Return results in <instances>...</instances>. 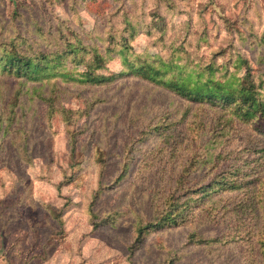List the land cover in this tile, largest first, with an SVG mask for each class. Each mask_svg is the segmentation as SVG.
<instances>
[{
  "label": "rangeland",
  "instance_id": "rangeland-1",
  "mask_svg": "<svg viewBox=\"0 0 264 264\" xmlns=\"http://www.w3.org/2000/svg\"><path fill=\"white\" fill-rule=\"evenodd\" d=\"M15 10L21 17L13 21ZM154 15L166 18L164 35ZM128 18L141 20L130 42L136 53L167 56L176 41L194 66L228 63L229 77L241 81L244 71L232 67L240 53L256 79L264 74V0H0L4 35L35 34L41 42L39 27L50 40L73 30L103 47L108 34L124 32ZM107 67L123 69L119 58ZM56 85L58 106L86 112L75 125L74 148L64 121H50L38 95L49 96L51 83L0 76V264H263L258 249L244 241L188 243L192 233L206 239L228 234L236 221L225 219L206 225L194 218L150 234L130 252L137 225L153 215L151 202L166 195L186 168L197 139L195 124L214 112L131 76L104 86L60 80ZM88 101L95 102L91 110ZM165 114L175 126L165 135L149 134ZM230 135L240 144L239 133ZM245 137L253 139L250 132ZM206 172L186 179L201 181ZM110 215L115 223L101 225Z\"/></svg>",
  "mask_w": 264,
  "mask_h": 264
},
{
  "label": "trees",
  "instance_id": "trees-1",
  "mask_svg": "<svg viewBox=\"0 0 264 264\" xmlns=\"http://www.w3.org/2000/svg\"><path fill=\"white\" fill-rule=\"evenodd\" d=\"M19 17L15 10L13 21ZM153 17L157 23L155 27L163 30L164 35L166 18L159 15ZM138 21L128 18L124 32L120 36L108 34L103 47L95 42L88 43L73 30L56 36L52 34L50 40L39 27L41 42L34 40L35 34L22 35L16 31L4 35L0 26V76L16 78L22 84L51 83L53 89L49 96L38 95L48 106L49 120L56 117L64 121L73 148L78 134L75 125L86 112L57 105L54 91L58 80L63 84L93 87L131 76L152 82L181 99L214 112L208 120L202 118L195 124L197 139L186 168L175 178V184L167 188L169 192L166 195L156 196L158 202L155 199L151 202L153 215L137 225L130 252L134 255L150 234L181 228L194 218L206 225L225 219L236 221L228 226V234L206 239L192 233L188 243L209 246L226 241H244L251 249H258L264 264V74L256 79L249 61L240 53L236 54L232 67L244 71L241 81L229 77L231 70L228 63L218 67L215 64L194 66L187 49L176 47V41L170 46L167 56L136 53L130 42L141 30V20ZM186 43L183 41L181 44ZM115 58L121 60L123 69L120 73L108 71L107 65ZM80 68L84 72L76 75L75 70ZM217 73H220L219 77ZM17 100L19 96H15L14 106ZM87 104L88 110L95 106V102L88 101ZM170 117V114H165L154 127L150 126L148 133L165 135L175 126ZM232 130L239 133L240 144L234 145L235 140L230 135ZM205 132H208L207 135ZM248 132L253 139L245 137ZM175 153L178 156V152ZM125 167L128 168V165ZM203 170L207 172L201 181L186 179L189 173ZM206 178L209 182L205 181ZM233 197L238 200L234 201ZM236 201L238 204L233 212L230 207ZM190 203L196 204L193 208L197 213ZM116 219L115 215H110L101 225L114 224ZM169 262H173V258Z\"/></svg>",
  "mask_w": 264,
  "mask_h": 264
}]
</instances>
